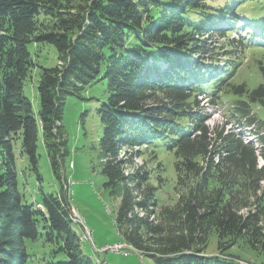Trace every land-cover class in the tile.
<instances>
[{
  "label": "trees",
  "instance_id": "obj_1",
  "mask_svg": "<svg viewBox=\"0 0 264 264\" xmlns=\"http://www.w3.org/2000/svg\"><path fill=\"white\" fill-rule=\"evenodd\" d=\"M213 1L0 0V264H26L27 240L39 239L54 259L61 256L47 264H104L83 252L63 171L66 100L97 81L107 83L98 110L102 172L120 197L115 224L123 242L156 264H249L228 253L239 241L264 257V136L255 147L226 123L210 129L200 100L214 106L232 97L239 123L264 128L251 109L264 107V83L253 90L234 83L240 63L227 59L258 43L264 27L239 20L233 8L214 9ZM243 24L246 33L228 43L227 69L205 37L225 38ZM47 46L57 65L39 67L36 117L24 86ZM40 135L63 189L40 191L29 204L14 148L21 142L39 173ZM148 150L175 158L173 205L159 206L160 173L158 186L145 161L136 163ZM212 235L216 255L207 252Z\"/></svg>",
  "mask_w": 264,
  "mask_h": 264
},
{
  "label": "rangeland",
  "instance_id": "obj_2",
  "mask_svg": "<svg viewBox=\"0 0 264 264\" xmlns=\"http://www.w3.org/2000/svg\"><path fill=\"white\" fill-rule=\"evenodd\" d=\"M212 5L214 9L218 10L228 11V7L233 8L240 16L238 17L239 20L252 23L256 27H264V0H214ZM246 29V25L241 26L233 33L228 32L225 38L205 37L212 45V54H219L221 66L226 63L224 55L231 51L228 43L234 39L239 40L240 35L246 33ZM260 33L261 31H258V36H263L257 38L258 43L253 45L246 43L241 53L227 57L230 62L240 63L236 82L234 83L245 82L251 90L264 83V73L261 70L262 66L264 67V33ZM246 39L247 37L244 40ZM226 64L229 65V63ZM56 65V49L52 46L45 47L37 56V68L25 83L24 95L30 99L36 117H38L40 109L37 89L39 67L51 68ZM106 88L107 83L105 81H97L87 86L80 97H68L63 110L62 123L67 135L69 150V156L63 167L66 187H68L71 206L83 215L86 226L93 234L94 245L91 242L82 241V249L93 260L97 262L101 260L105 264H156L152 259L129 249L120 253L97 251V249L100 250L108 246L125 244L115 224L120 197L119 194L113 195L112 190L106 186L107 179L102 172L103 161L99 142L103 134V124L98 115V110L106 99ZM233 99L232 97L224 98L223 101L220 100V103L214 106H211L213 104L204 105L201 100V109L209 118L206 124L210 129L222 126L226 122L225 118L229 121H235L242 117L234 111L235 103ZM251 109L257 118L258 124H261V121H264V107L253 105ZM231 111L234 115H231ZM229 116H233L235 119H230ZM241 125L239 124V128L236 127L235 131H230L242 137L249 131L247 129L249 127L242 126L243 129L241 130ZM259 126L261 127V125ZM255 128L257 131H264V128L259 129L256 124ZM245 139L249 142L247 138ZM251 142L255 147H259L257 142ZM14 152L19 190L27 203L33 204L35 200L40 201V191L57 194L63 189L61 182L53 172L42 135L39 136L38 141L39 173L34 171L29 158L22 152L21 142L15 146ZM143 161H145L148 169L153 170V183L155 185L159 186L155 176L158 173L161 175L160 183H163V185L158 192L159 206L173 205L180 194L176 187L177 175L173 154L165 150H161L159 154L148 150L136 163L140 165L143 164ZM39 175L41 180L38 178ZM74 218L75 212L72 211V223H74V220H78ZM75 231L82 233L79 227H75ZM211 241L212 246L207 252L216 255L218 253L217 238L212 235ZM50 250V247L45 245L41 239L35 242L27 240L29 258L26 264H47L61 258L59 256L54 259L50 255ZM228 253L249 264H264V257L250 249L243 241H239L233 248L228 250Z\"/></svg>",
  "mask_w": 264,
  "mask_h": 264
},
{
  "label": "bare ground",
  "instance_id": "obj_3",
  "mask_svg": "<svg viewBox=\"0 0 264 264\" xmlns=\"http://www.w3.org/2000/svg\"><path fill=\"white\" fill-rule=\"evenodd\" d=\"M201 99H202V103L205 105V104H207V105H209V100L207 99V98H202L201 97ZM239 124H234V123H231V124H229L228 126H227V130H234L235 131V128L236 127H238L239 128V126H238ZM241 127V130L243 129V127H242V125L240 126ZM249 131H252V127L251 128H247ZM248 131V132H249ZM248 140H249V142L250 141H253L254 143L255 142H257L258 141V137L257 136H253V137H249L248 138ZM246 142H248V141H246ZM258 145V144H257ZM38 207L39 208H42L40 205H38ZM74 219H78L77 218V216H76V214H75V218ZM74 222L76 223H73V225L75 226V227H79L81 230H82V233H79L80 234V236H81V240L82 241H87V242H91L92 243V239H91V235H88V234H84V232H83V228L81 227V225H80V223H79V220H74ZM77 224H79V225H77ZM128 246V245H127ZM127 249H129V250H131L132 248L131 247H127Z\"/></svg>",
  "mask_w": 264,
  "mask_h": 264
},
{
  "label": "built area",
  "instance_id": "obj_4",
  "mask_svg": "<svg viewBox=\"0 0 264 264\" xmlns=\"http://www.w3.org/2000/svg\"><path fill=\"white\" fill-rule=\"evenodd\" d=\"M73 211L77 215L79 223H80L81 227L83 228L84 234L91 235L92 243L94 245L93 234L89 230V228L86 226L85 219H84L83 215L80 212H78L76 209H74V208H73ZM124 250H127V245L126 244H118V245L113 246V247L112 246H108V247H105V248L100 249V250L97 249L98 252H102V253H105V252H108V251H113V252L120 253V252H123Z\"/></svg>",
  "mask_w": 264,
  "mask_h": 264
},
{
  "label": "water",
  "instance_id": "obj_5",
  "mask_svg": "<svg viewBox=\"0 0 264 264\" xmlns=\"http://www.w3.org/2000/svg\"><path fill=\"white\" fill-rule=\"evenodd\" d=\"M105 264V263H104Z\"/></svg>",
  "mask_w": 264,
  "mask_h": 264
}]
</instances>
